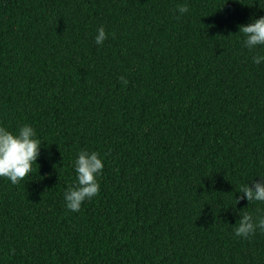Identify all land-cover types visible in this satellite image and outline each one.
Listing matches in <instances>:
<instances>
[{"label": "trees", "instance_id": "trees-1", "mask_svg": "<svg viewBox=\"0 0 264 264\" xmlns=\"http://www.w3.org/2000/svg\"><path fill=\"white\" fill-rule=\"evenodd\" d=\"M261 15L264 0H0V125L42 141L30 175L0 177V264H264V232H233L264 210L236 203L264 175V46L238 30ZM79 150L104 167L72 212Z\"/></svg>", "mask_w": 264, "mask_h": 264}, {"label": "clouds", "instance_id": "clouds-1", "mask_svg": "<svg viewBox=\"0 0 264 264\" xmlns=\"http://www.w3.org/2000/svg\"><path fill=\"white\" fill-rule=\"evenodd\" d=\"M177 11L183 15L189 11L187 5H178ZM250 22L238 26L244 35V46L254 50L264 46V15L251 18ZM107 39L104 26L96 30L94 42L102 45ZM254 64L264 63V54H256L252 58ZM124 84L127 80L121 77ZM42 141L37 137L36 130L29 124H23L17 132L9 131L0 125V177L8 179L12 184L30 175L33 165H38ZM104 165L100 154L96 151L79 150L73 161L75 183L69 184L63 193L65 206L72 212H78L83 202L91 200L100 190L98 177L102 174ZM258 179H251V183L241 185L236 198L246 199L248 202H264V175H257ZM264 232V210H257L254 215L246 212L235 223L234 235L248 238L257 232Z\"/></svg>", "mask_w": 264, "mask_h": 264}]
</instances>
